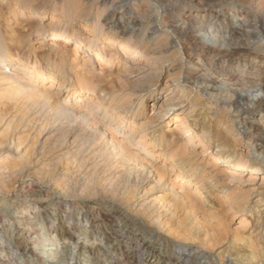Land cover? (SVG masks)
Instances as JSON below:
<instances>
[{
    "label": "bare ground",
    "instance_id": "6f19581e",
    "mask_svg": "<svg viewBox=\"0 0 264 264\" xmlns=\"http://www.w3.org/2000/svg\"><path fill=\"white\" fill-rule=\"evenodd\" d=\"M33 1L15 0L17 6L23 3L24 7L16 13L14 18L12 17V19L10 18L5 22L0 20V187L5 190H12L14 185L16 186L19 183V178H24L25 175L34 177L38 179V185L40 186L38 190H34L32 193L36 194L35 197L38 195L37 198H39L45 193L44 184L54 181V191L48 201L50 205L47 206L46 210L52 216L50 218L60 222L64 221L66 215L71 212L72 206L67 204L68 199L87 197L90 200L92 197L97 196L109 198L122 204L128 211L138 215L146 223L149 229L148 238L154 231L158 232L160 236L169 237V242L172 241L177 248L175 256L182 262L191 258L194 251L198 252V255L207 256L208 251L215 250L222 242L218 243L220 241L219 234L215 230L217 225L215 227L212 224L215 228L211 225H209L211 228L209 226L207 228L201 224L204 219V221H207L204 216H207V218L212 217L208 218L210 219L208 223H211L213 219L214 221L219 220L217 215L216 218L213 217L214 212L213 215L210 213L212 211L205 213L204 209L208 205L204 200L209 197L212 191L218 190L216 188L219 186L221 179L219 180L215 172H207V169L205 170L201 163L190 157L191 153L196 151L193 146L196 148L202 147V155L205 149H208V141H204L208 131L206 133V129L203 128L200 134H196L188 126L187 119L191 116L195 106H188L185 103L186 90L181 92L180 87L172 89L173 86L171 87L167 83L164 97H156L157 99L153 101L152 111L157 115L160 123L165 122L169 126L173 123L169 139L164 136L158 139L157 135L155 136L152 133L151 139H146L150 134L149 130H151L145 126L146 124L126 121L127 114H130V107L138 101L143 102L141 100L142 95L157 88V83L153 82V78L159 68L151 67V65L155 63L154 60L165 63L167 59L162 54V59L149 57L147 50L152 47L162 48V43L165 41L164 37L167 36L162 31V26L160 28L154 27L156 20L153 23L150 22L151 25L149 24V26L153 30L150 35L151 38L149 41L147 40L148 43L144 50L139 51L133 43H127L129 38L131 39L132 31L137 27L135 20L116 14L110 16L104 24L99 20L102 12H106L112 7L113 0H57V8L53 13H48L42 7H32ZM90 3H98L97 15L92 19V22L89 21L90 19L81 20L86 16L91 17L89 8L86 6ZM135 8L137 9V6ZM24 9H29V13L27 14ZM99 9H101V13H99ZM59 17H62L63 20H60ZM20 18H26L27 20H19ZM197 18L199 17L196 16L195 19ZM79 22H91L94 24L91 27L92 32L98 29L99 32L95 37L85 35L76 37L75 31L69 32L67 26H71V29L72 27L77 28ZM13 24L23 26L24 31V28L29 26L36 28L35 42L40 45L37 50L25 52L26 40L24 33H17L18 31L14 30ZM197 24L196 20H190L189 23H185L184 26L176 30L183 36L191 32L202 40L198 47H207L210 50L207 54L203 52V57L208 58V64L212 65L220 59L227 58V62L236 65L239 69L242 67L241 62L244 61L243 77L248 75L253 79L250 76L253 73L245 74L252 69V65L247 61V54H245L243 46L232 39L229 41L222 40L221 44L216 43L213 39H207L204 34L207 25L197 27ZM5 30L11 31V34L8 35ZM227 30L232 35L238 34V36L243 32L237 22L230 23ZM30 32L31 29L29 28L27 35ZM111 32H114L117 36H113ZM97 42H99L100 47L95 51L93 49L98 45ZM9 43H13V45L7 50L6 47ZM70 44H74V46L71 48ZM179 45H176L174 41L171 42L170 46L177 50ZM174 51H171V53L173 54ZM45 54L52 57V61L47 63L45 67H50V74H47L46 69L42 66V61L45 59L43 55ZM170 54L168 52V55ZM119 58L120 60L123 59L125 66L122 67L124 71H127L130 74L129 76L132 74L133 83L145 82L139 89H134L133 93L124 96L123 101L120 100L121 102L118 101L117 91L109 94L106 90L109 83H115L111 73L114 66L119 65ZM170 59L172 58L170 57ZM106 62L107 65L105 66ZM246 69L248 70L246 71ZM139 70L154 72H148L144 75L145 77H139L140 72L137 73ZM193 71L191 73L193 77H191L199 87L206 91L215 89L212 84L216 75L220 74L217 73L218 71L215 74L206 70L203 74H199L198 69ZM115 74L117 72L114 73V77ZM60 77H62L60 80H55V78ZM159 77L161 76L158 74L155 78ZM123 78L126 79L127 77L123 76ZM260 78L262 79L261 75ZM111 86L109 87L111 88ZM254 89L251 92L255 94L253 97L262 98L263 102H260V107L264 108V83L259 84ZM239 98L242 100L243 96H239ZM38 106L45 110L47 123L40 124L39 120L41 121L43 118L38 120V117L32 116L33 114L30 115ZM241 107L242 103L239 102L237 109H241ZM238 112L249 115L248 109L246 111L239 110ZM35 113L34 115L38 114ZM128 123L133 124L128 126ZM259 136L264 143V133ZM255 146V144H249L246 147L245 154L239 153L238 155L237 153L238 156L231 158L221 159L216 153L212 154L213 162L208 163V165L212 164L214 170L220 171L221 174L217 172L218 175H221L223 180L227 182L229 188L250 181L256 182L260 179L258 178L259 174L264 170V152L259 155L256 154L255 166H251L242 160L244 157L250 159L252 155H255L256 150L249 149ZM160 164L162 165L160 166ZM220 168L222 169L220 170ZM245 174L250 175L248 180L245 179ZM260 180L264 184V177ZM12 183L11 189L9 184L12 185ZM233 189L236 188L233 187ZM238 190L236 189L235 194L233 192H229V194L222 192L226 194L230 207L233 204L238 210L245 211L247 199L238 196V193L236 194ZM20 191L23 193V188ZM160 193H163V195ZM181 214H185L188 218L191 215L197 217L199 214L200 216L203 215L204 219L198 222L197 220L194 221L193 217L190 220L191 226H188V223L185 224L188 218L184 219L182 217L181 219ZM100 217H103V215H100ZM110 224L112 229L108 239H113L116 243L121 242L124 236L119 226L120 223ZM220 224H218L219 227ZM98 226L100 227V224L96 227ZM61 227L62 231L70 238L76 236V232H72L73 227L71 228L70 225H65L62 222ZM257 230V232L260 231V234L263 231L261 226L257 227ZM220 232H222V235L225 233L222 230ZM226 233L228 234V232ZM146 238L141 235H132L128 239L126 238V242L123 241L125 244L122 249L121 247H115L110 261H108L110 251L101 247L94 251L93 258L97 259L99 263L106 264H124V262L133 264L136 260L139 262L141 259L143 261L153 259L155 246L147 244ZM60 242L57 240L52 246L59 245ZM182 244H185V246H181ZM21 247L24 256L31 250V248H28L27 242L22 244ZM141 252L145 256L144 258L141 257ZM65 258L64 256L63 259ZM207 259L209 258L207 257ZM157 260L158 264H168L170 261V259L163 256H158ZM53 264H58V261H54Z\"/></svg>",
    "mask_w": 264,
    "mask_h": 264
},
{
    "label": "rangeland",
    "instance_id": "374dc122",
    "mask_svg": "<svg viewBox=\"0 0 264 264\" xmlns=\"http://www.w3.org/2000/svg\"><path fill=\"white\" fill-rule=\"evenodd\" d=\"M113 2L114 4L112 5V7L109 8L106 12H102L101 9H99V13L102 12L103 14V16L101 14L99 20H101V22L104 24L107 22V19L110 18V16H112L113 14H116L117 16L121 15L124 18H131L132 20H135V25L137 27L132 31L131 39L129 38V41H127V43H133V45L138 47L139 51L144 50L145 46L151 38L150 35L152 34L153 30L152 27L149 26V24L151 25L150 22L153 23L154 20H156L154 23V27L157 26L160 28L162 26V31L167 35H165V41L162 43L164 47L162 46L161 49L152 47L147 50L149 57H153L154 59H162L163 57H165L167 59L165 63H162L159 60H154L155 63L151 65V67L159 68L153 78V82L157 83V88L147 92L146 94H143V98L141 99L143 100V102L138 101L136 102V104H134L135 106L133 105L130 107V114H127L126 121H135L138 124L142 125L146 124L145 126L151 129L149 130L150 134L146 139H151L153 135H157L158 139H160L159 137L162 136L169 139V136L171 135L170 133L172 131L171 128H173V123H171L170 126L166 125L165 122L160 123L157 115L152 111L153 101H155V99L159 97H164V90L167 83H169L171 87L173 86L172 89H174V87H180L179 90L181 92H184L186 90L185 103L188 106L194 105L196 108L193 109L194 111L192 112L189 119H187L188 126L191 127V130L196 134H200L203 128L206 129V133L208 131V138L206 136V138L204 139L205 142L208 141V149L206 148L204 154L202 155L203 148H196L193 146V149H195L196 151L195 153H191L190 157L201 163L205 170L207 169V172H215L216 174H214L217 175V177L219 178V180L221 179V181L219 183V186L216 188L218 190L212 191L209 197L204 200L208 205L205 207L206 210L204 209V211H206L205 213H207V211H212L210 213L213 215L214 212L213 217L216 218L218 216L217 218H219V220L217 219L214 221L213 219L211 223H208L210 222V219L208 218L212 217L209 216L207 218V216H204V218H206L207 220L204 221L205 219L203 218V215L200 216L199 214V217L191 215L190 218L185 216V214H181V219L182 217L184 219L188 218L189 221L186 220L187 222H185V224L188 223V226H191L190 220H192L193 217V220H197L198 222H201L204 219L203 222L205 223L201 222L204 227H207L209 225L213 226L212 224H214L216 227L217 225L216 228L219 229H216L214 226L213 227L218 231L216 232L219 234L218 237L220 241H218V243L220 244V242H222V244L218 245L215 250L208 251L206 253L207 256L198 255V252L194 251L191 254V258L185 260V262H182L175 256L177 248L174 246L172 241L169 242V237L163 235L160 236L158 232L154 231L153 234L148 238L147 236L149 229L147 228L146 223H144L138 215L128 211L127 208L119 202L112 201L111 199L104 198L102 196L92 197L90 200L87 197L68 199L69 201L67 204L72 206V208L70 209L71 212L66 215L67 217L64 221H56L50 218L52 216L49 215L46 210L47 206L50 205L48 201L52 196V192L54 191V181L46 182L43 186L45 195L43 194L42 197L37 198L38 195L37 197H35L36 194H33L32 192L34 190H38V187L40 186L38 185V179L25 175L24 178H19V183L16 186L14 185L13 189V183L12 185L9 184L13 191L8 189L5 190L0 187V264H53L54 261H58V264H106L99 263L97 259L93 258L94 251H96L100 247L109 250L110 254L108 256V261H110L113 257L112 255L115 247H121L122 249L123 245L125 244L123 241L126 242V240L132 235H141L145 238L147 237L146 243L155 246V249L153 250V259L147 261H143L141 259L142 261L140 260L139 262L136 260L137 263L134 262L135 264H158V256H163L170 259L168 264H264V234L262 235V233H264V184L260 180L264 177V170L258 176V178H260L258 179L259 182L250 181L246 184H241L240 186L236 185L229 188L227 187V182L223 180L221 175H218L220 171L214 170L212 164L208 165V163L213 162V158L211 156L212 154L216 153L218 156H220L221 159H225L227 157L231 158L238 156L239 153L245 154V150L247 149L246 147L249 144H255V147L249 148L256 150L255 155H252L250 159L245 157L244 159H242L249 165L255 166L254 161L256 158V154L259 155L264 152V143L260 140L259 136L261 133H264V108L260 107V102H263V99L260 97H253V95L255 94L251 93L253 90H255L254 88L256 86L264 83V0H113ZM143 2L144 4H142ZM56 5L57 0H34L31 4L32 7L45 8L48 13L55 12L57 8ZM86 6H88L89 8V14H91V17L86 16L81 20L90 19L89 21L92 22V19L97 15L96 9L98 11L99 5L98 3H90ZM136 6L137 9L135 8ZM23 7V3H20L19 6H17L15 0H0V20H2V22H5L10 18L12 19V17L14 18L16 13H18ZM24 10L27 14L29 13V9ZM196 16L199 18L195 19ZM63 18L59 17L60 20H63ZM172 19L173 21H171ZM19 20L27 19L20 18ZM190 20H196V22L198 23L196 25L197 27L201 25H207V30L204 33L207 39H213L216 43L219 44H221L223 41H229L230 39H232L234 41L236 40L241 46H243L245 54H247V61L250 63V65H252V69L245 74L253 73L252 75H250L253 79H251V77H249L248 75L243 77V71L245 70L243 67L245 65L244 61L241 62L242 67L239 69L236 65H232L229 61L227 62V58L220 59L218 60V62L216 61V64H208V58L206 59V57H203V52L207 54L209 49L207 47H198L200 45L199 43L202 40L196 37V34H192L191 32V34L188 32L187 35L183 36L180 35L179 31L176 30L184 26L185 23H189ZM91 22H79V24L81 23L82 25L78 24L77 28L72 27L71 29V26H67V28L69 32L75 31L76 37L79 35L95 37L99 32V29L97 31L95 30L96 32H92L93 30L91 29V27L93 23ZM232 22H237V24L241 26L243 30L241 35H232L228 32L227 27ZM13 25L14 30L16 32L18 31L17 33H24L26 40L25 52L28 53L30 51L37 50L40 45L35 42L37 32L36 28L29 26L27 28H24V31L22 29L23 26L19 24ZM29 28L31 29V32L29 35H27V30ZM5 32L8 35L11 34V31L5 30ZM7 34L6 36H8ZM111 34L113 36H117L116 34H114V32H111ZM174 41L176 45L180 44L177 50L173 49L172 46H170L171 42ZM97 44L98 45L93 49L95 51L100 47L99 42H97ZM8 45L6 47L7 50L11 48L13 43H9ZM69 46L72 48L74 44H70ZM188 47L190 48V50ZM171 51H174L175 54H172ZM168 52L169 54H171L168 55ZM161 54L163 55V57L161 56ZM43 56L45 57V59L42 61V66L45 68L46 64L52 61V57L48 56V54H45ZM169 56L172 59H170ZM177 57L178 59H176ZM118 60L120 61L119 65L114 66V68L112 69L113 74L111 73V77L113 76V79H115V83H109V85L106 87V90L109 94L116 93L117 91L116 94H118V101H123L124 96L133 93L136 89H139L141 86H143L145 82L138 81L136 83H133V79L131 78L132 74L131 76H129L130 74L127 73V71H124V68L122 67L125 66L123 59L121 58L120 60L119 58ZM106 65L107 62L105 66ZM45 69L47 71V74H50V67H47ZM194 69H198L199 74H203L204 70L213 74L218 71L217 73L220 74H217L213 84L211 83L212 86H215V89L206 91L203 88L199 87L198 84L194 82V79H192L193 75L191 73L194 72ZM247 70L248 69H246V71ZM145 71H137V73L140 72L139 77H145L144 75L148 74V72H154L151 70L148 72ZM115 72H117V74H115L114 77ZM120 73L125 78H127L124 79ZM158 74L161 77L155 78L156 76H158ZM260 75L262 79L260 78ZM61 78L62 77L55 78V80L57 81V79L60 80ZM109 86H111V88ZM160 93L162 94V96ZM239 96H243V99L241 100ZM239 102L242 103L241 109H237V107L239 106ZM138 108L139 112L137 113ZM246 109H248L249 115L245 114L244 112H238L239 110L246 111ZM35 112L38 114H36ZM44 112L45 110L42 109L41 106H38V108H35L33 113L31 112L30 115L33 114L32 116L38 117V120L43 118V120H39L40 124L47 123L48 119L45 116ZM34 113L36 115H34ZM243 118L246 119L244 120ZM130 124L131 123H128V126H131L133 123L131 125ZM248 128L250 129L248 130ZM151 133L153 135H151ZM161 165L162 164H160V166ZM221 169L222 168H220V170ZM249 176V174H245V179L248 180ZM223 184H225V187L223 186ZM233 187H235L237 190H241H238L239 192H236V194L238 193V196H242L247 199V206L245 211L238 210L237 207L233 204H231L230 207V203H228L227 197L225 196L226 194H223L222 192L224 191V193L227 194H229V192H233L235 194L236 189H233ZM21 188H23V193L20 191ZM160 194L163 195V193ZM224 198L226 199L224 200ZM250 210L253 213L249 212ZM100 215H103V217H100ZM62 222L63 224L65 223V225H70L71 228L73 227V230H71L72 232H76V236H73V238L67 236L62 231ZM258 222L260 223L258 224ZM110 223H120L119 226L124 236L121 242L116 243L113 239H108L112 229ZM219 223L223 224L224 226L220 224V228L218 225ZM98 224H100V227H96ZM259 226H261L263 230L261 231V234L260 231L257 232V227ZM221 230L225 232L223 233V235L221 234L222 232H220ZM226 232H228V234ZM258 233L260 235H257ZM158 235L159 237H157ZM57 240L61 241L59 243L60 246L54 245L53 247L52 245L56 243ZM26 242L29 245L28 248H31V250L24 256L22 255L21 246ZM181 246L184 247L185 244H182ZM169 248L172 249L170 250ZM64 256L66 257L65 259H63ZM141 257H145L143 256L142 252ZM207 257L209 259H207ZM124 264L132 263L124 262Z\"/></svg>",
    "mask_w": 264,
    "mask_h": 264
}]
</instances>
